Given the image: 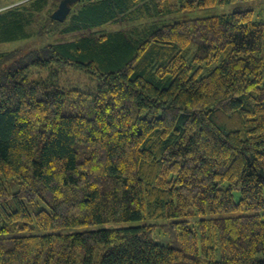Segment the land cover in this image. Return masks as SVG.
Returning <instances> with one entry per match:
<instances>
[{"label":"trees","instance_id":"trees-1","mask_svg":"<svg viewBox=\"0 0 264 264\" xmlns=\"http://www.w3.org/2000/svg\"><path fill=\"white\" fill-rule=\"evenodd\" d=\"M263 1L78 0L0 52V264H264Z\"/></svg>","mask_w":264,"mask_h":264},{"label":"rangeland","instance_id":"rangeland-1","mask_svg":"<svg viewBox=\"0 0 264 264\" xmlns=\"http://www.w3.org/2000/svg\"><path fill=\"white\" fill-rule=\"evenodd\" d=\"M30 0H0V12L14 9L18 6H22L25 8H29L32 6V3L25 4ZM61 0H48L47 6H45L44 9H42L40 12H36L33 14L32 22L31 24L26 28V36L21 37L13 42L8 43H2L0 44V52L2 51H17L19 53H27L33 49L40 48L48 43L57 42L59 40H66L71 39L74 37V35H62L61 33H52V32H46L43 26L47 24V21L49 17L52 15V13L58 8L59 3ZM79 6L74 8V14L78 11ZM229 11L231 7H224L223 10ZM256 9L260 14H263L264 12V1L262 3L256 4ZM131 11V10H129ZM207 9H196L193 12H206ZM71 14V13H70ZM73 14L70 15V17ZM136 15L133 12H130V14H126L128 18L130 16ZM153 20H149L147 18L143 17H137L136 19H130V20H121L116 23H111V25H108V29L110 30H130L132 32V28L134 30H138V33H142L145 28L150 25V23ZM133 30V31H134ZM86 33V32H85ZM133 33V32H132ZM66 77H73V74L70 71H66ZM81 77V76H80ZM83 81H86L85 79H82ZM13 187H18V183H12ZM11 184V185H12Z\"/></svg>","mask_w":264,"mask_h":264},{"label":"water","instance_id":"water-1","mask_svg":"<svg viewBox=\"0 0 264 264\" xmlns=\"http://www.w3.org/2000/svg\"><path fill=\"white\" fill-rule=\"evenodd\" d=\"M78 0H61L58 8L52 13L51 17L58 21H65L72 11L73 5Z\"/></svg>","mask_w":264,"mask_h":264}]
</instances>
